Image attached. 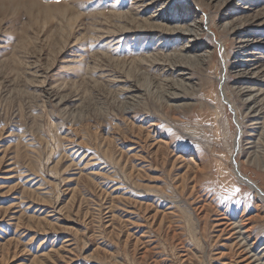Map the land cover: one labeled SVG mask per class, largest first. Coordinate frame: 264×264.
<instances>
[{
	"label": "rangeland",
	"instance_id": "rangeland-1",
	"mask_svg": "<svg viewBox=\"0 0 264 264\" xmlns=\"http://www.w3.org/2000/svg\"><path fill=\"white\" fill-rule=\"evenodd\" d=\"M263 125L264 0H0V264H264Z\"/></svg>",
	"mask_w": 264,
	"mask_h": 264
},
{
	"label": "bare ground",
	"instance_id": "bare-ground-1",
	"mask_svg": "<svg viewBox=\"0 0 264 264\" xmlns=\"http://www.w3.org/2000/svg\"><path fill=\"white\" fill-rule=\"evenodd\" d=\"M178 31H183V32H189V33H192V34H194V35H196L197 34V29L196 28H194V27H187V28H180V27H178ZM203 58V57H202ZM175 84H177V86H179V82H177V81H175L174 82ZM183 83H181L180 82V86L182 85ZM251 84V83H250ZM172 88V87H171ZM245 89H247V88H245ZM247 94H249V95H251V93L249 92V93H247ZM172 95V94H171ZM169 96V97H172V96ZM250 102H252V101H250ZM259 105V104H258ZM256 106V105H255ZM255 106L253 107V105H250L249 103L247 104V107H246V109H247V111H253V110H256L255 109ZM254 108V109H253ZM260 108V107H259ZM260 112V111H259ZM259 119V117L257 116L256 118H254V121H256V124L258 123L257 122V120ZM264 126V125H263ZM263 129V133H261V135L263 134L264 135V128H262ZM262 136H261V140H262ZM245 181H247V182H249L248 180H246L245 179ZM254 255V254H253ZM254 261H258L259 262V257H258V255H256L255 256V260Z\"/></svg>",
	"mask_w": 264,
	"mask_h": 264
}]
</instances>
